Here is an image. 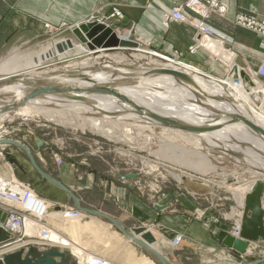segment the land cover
Instances as JSON below:
<instances>
[{"label":"rangeland","instance_id":"obj_1","mask_svg":"<svg viewBox=\"0 0 264 264\" xmlns=\"http://www.w3.org/2000/svg\"><path fill=\"white\" fill-rule=\"evenodd\" d=\"M99 2L100 3L97 4L94 9L95 15L92 18L93 21L111 25L118 34L137 41L141 48L147 51H154L168 58H176L195 65L219 78H227L230 73V71L226 70V65L221 62L217 56L212 55L213 53L207 50V47H205V49H200L198 52L199 54L196 53L192 55L188 52V47L191 46V44L187 46L184 53L172 49V46L167 44V42L165 43V41L158 46L153 40V32L149 26L144 25V27H142L140 23L135 21L126 25L123 22L125 14L121 6L113 3L104 4L103 1ZM106 7L108 9L107 13L102 14L103 16L96 15V13L101 14ZM115 11H118L120 13L119 16L123 19L115 15ZM83 19L84 17L72 24L61 22V25L58 27L45 23V31L40 34L37 33L36 36L42 35L32 42L15 44L14 46L6 47L1 50L0 77L15 71L25 72L38 68L42 70V67L46 66H48L47 69H61L81 59L93 57L94 55L77 57V54L86 53L89 49L85 45L75 42L69 32L71 26L78 25ZM169 23L170 22L167 21L166 25L165 13H163L160 21L161 28L166 30L165 28L168 27ZM36 32H38V30H36ZM69 38L74 40L75 47L67 49L62 53H56V46L66 42ZM228 47L229 46H224V49L228 51ZM231 48L232 50L229 51L235 54V62L242 68L246 66L256 67L259 60L256 63L241 62L240 59L242 58L239 57L241 54H239L235 47ZM133 53L135 52L132 49L115 48L107 50L104 52V56L99 59L95 60L91 58L92 63H94L92 66L100 71L110 66L111 64L109 63L111 62L128 63V67L131 68V73L138 75L143 68L142 66H146L150 60H155V57H150L148 55L137 58L133 56ZM115 56L127 57L128 60L125 62L124 59L117 61L114 58ZM43 70H45V68H43ZM250 77L253 78L254 75L252 74ZM261 80L262 79H260V81ZM263 83L264 80L261 81L260 85L263 86ZM262 89L263 87H261V90ZM254 102V106H257L259 103V101ZM47 106L56 108L54 104ZM65 107H69V105ZM104 114L105 113H77L70 111L67 113L66 118H70L72 122L62 124L58 123V121L56 122L48 119L44 113L33 114V116H21L15 114L13 110L9 112L8 115L3 116H6V118L0 120V135L4 133L5 137L2 138H13L15 140H23L24 142L31 141V134L36 135L46 144L45 148L43 147L40 149L43 151L41 155L42 158L46 157L52 160L55 166V168H52L54 173L57 172L60 167L68 163L70 168L68 175H70L71 172L74 174V179L81 184L78 186L76 185L80 190H83L81 188L88 189L90 187L89 184H86V180L89 174H93L95 180L92 182V186L98 189L99 194L104 188L107 197L113 201L115 209L120 212L122 211V215L129 216L128 218L134 219L136 223H143L150 218L151 212L146 202L160 206L165 205L163 208L167 207L168 209L163 219L165 221L167 220V222L164 223L160 219L154 222L153 225L157 227L156 229L158 232L160 231L159 233L161 235H169L168 241H166L168 245H170L171 240H173L175 236L179 235L181 239L179 245H170L172 257L168 259L173 264H202V258L207 257L203 253L205 248H202L198 245V242H195L196 244L192 243L188 250H180L184 234L179 228L181 225L172 222V217L186 215L191 224L200 225L202 230H211L212 227H215L213 224H225L226 228L224 231L225 234H227L234 225L236 217L233 210L237 206L232 189L230 190V188L236 187V185L243 182L248 181V184L249 181L253 179L260 180L263 178L251 176V174L248 173V166H245L243 161L236 160L233 155L226 154L217 149V147L204 144L188 132H168L163 129H155L151 123L145 121H134L133 118H125L122 119L121 122L132 123L133 126H125V128H130L132 130H130L131 133L128 132V134H123L124 140H121L117 138H108L96 130L89 128L88 125L82 126V124H80L81 117L91 116L102 118ZM125 128L122 126V129ZM141 133H143V135ZM148 134L151 136L149 140L145 139L146 137L144 136ZM165 137H168V139ZM0 148V156L3 158L2 162L7 164V168L4 170L5 172H3V175L8 177L11 173H15V175L17 173L20 178H23L24 175L27 179L29 166L26 160H20V157H18V155H23L19 152L18 155L16 154L17 156L11 155L13 154L12 152L8 155L5 150V145H1ZM165 149L166 151H164ZM182 151L185 152L182 153ZM189 159L193 160V162L196 160L202 161V159H204L208 164L215 166V169L200 172L191 166L181 163L182 161L189 163ZM96 160L103 163H101V167L95 166L99 165L98 162H94ZM0 171H2V169H0ZM170 172L181 175V177L187 175L188 178L199 179L202 183H205V186L210 188V192L204 195L195 192V190L193 191V189L189 190L190 188H188L187 184L182 180L174 178ZM128 174H135L136 177L128 178ZM18 176L16 175L19 179ZM203 177L207 181H204ZM22 181L27 183L24 180ZM262 182H264V180ZM29 187L31 188L30 185ZM33 191H31L29 198L34 196L32 201L34 202V208H40V206L46 204H39V202L36 204V197L49 201L51 204L55 203ZM101 195L102 194H100V196ZM182 200L185 204H182ZM262 202L264 203V194ZM36 216L38 215L36 214ZM88 216L98 219L102 221V223L110 224L111 228L108 231L115 232L117 235L120 234V231L112 226L109 220L101 216H94L93 214H89ZM89 219L90 218L85 217V219L81 220L80 218L76 223L83 225V223L89 221ZM58 225H60L59 222L54 224V227H60ZM65 226H67V224ZM149 228L152 229L151 227ZM38 230L39 229L31 230V232L37 233ZM82 231L83 232L78 234V239L81 242L87 243L86 237L84 236L85 231ZM163 231L166 232V234L163 233ZM211 231H213V229ZM86 232L88 233V231ZM186 233H188L187 230ZM71 234L76 235L74 232ZM23 235L27 238L28 233L26 230ZM13 236L21 237L16 234L12 235V237ZM92 244L97 245L94 242ZM129 244L135 248L137 247L136 244L133 245V243L130 242ZM258 244L262 248L256 247L255 252L259 253L261 251L260 249L264 251V238H261ZM119 246L123 248L121 245ZM116 250L117 249H112L113 252L109 253H117L118 250ZM142 250L140 249L141 253L156 263L155 259L150 256L147 251L143 248ZM173 251L176 252V254H174ZM117 254V256L121 258L120 261L117 260V263L132 264L131 260L134 259L133 257L130 256L129 258V255L127 256V254H123L122 252V255L120 253ZM210 256L212 257L211 254ZM218 256L220 255L215 256V258H218ZM165 257L167 258L166 255ZM124 260H126V262Z\"/></svg>","mask_w":264,"mask_h":264},{"label":"bare ground","instance_id":"obj_2","mask_svg":"<svg viewBox=\"0 0 264 264\" xmlns=\"http://www.w3.org/2000/svg\"><path fill=\"white\" fill-rule=\"evenodd\" d=\"M87 22H96L112 27L105 23L93 21V19L80 21L78 25ZM113 31L118 38L135 43L132 47L117 49H132L135 52L133 56L137 58L148 55L150 57H155V60H150L146 66H142L143 68L138 75L131 73V68L128 67V63L111 62L109 63L111 65L106 68L108 71L106 69L99 71L92 66L94 63H92L91 58L95 60L99 59L104 56V52L107 50L94 47V53L89 50L86 53L77 54V57L94 55L93 57L81 59L61 69H47L48 66H46L42 67V70H40V68L31 69L25 72L10 73L5 76L23 74L36 77V79L43 78L64 84H75V86L81 88H90L100 85L107 86L116 91L120 96H123L125 100H121L113 95L93 94L85 90H76L72 93L74 97L68 98L60 94H49L29 100L25 104L15 108V114L33 116V114L44 113L48 119L66 124L67 122H72L70 118H66L67 113L70 111L77 113H105L102 118L91 116L81 117L80 124H82V126L88 125L89 128L96 130L108 138H117L121 140H124L123 134H128V132L131 133L130 130H132L130 128H125V126H133L132 123L121 122L122 119L125 118H133L134 121H145L151 123L155 129H163L168 132L176 133L182 130L172 128L169 124L163 123L164 121L159 120L157 117L164 118L176 124L181 123L195 127H204L206 131L198 134H190L198 138L199 141H202L204 144L217 147L220 151L233 155L236 160L243 161L245 166H248V173L251 174V176L263 178L260 180L253 179L249 181L248 184V181L243 182L236 185V187L230 188V190L232 189L237 204L233 210L236 217L235 222L236 225L240 226L245 195L252 190L256 182H262L264 180V138L244 123L245 120H248L264 129V83L263 86L260 85L261 81L264 79L257 77L255 74H253L254 77L251 78L246 71H244V68L235 62V54L225 50L223 44L215 40H202V45L203 47H207V50L213 53L212 55L217 56L218 59L226 65V70L230 71L227 78L213 76L203 69L179 59H172L154 51H147L141 48L137 41L118 34L115 29H113ZM114 58L117 61L124 59L125 62L128 60L127 57L123 56H115ZM43 68H45V70H43ZM164 70L181 72L189 77L191 82L184 81ZM242 71L244 75L247 76V79L241 75ZM68 72L81 73L84 74L86 78H70L67 74ZM260 79L262 80L260 81ZM261 87H263L262 90ZM4 89L12 90L16 95L15 99L17 101L24 97L29 87L22 89L20 84H16L5 87ZM0 92H3V90ZM80 96L84 98L83 101L77 99ZM11 101L12 98L9 97L0 99V108L3 104H7ZM254 101H259L257 106H254ZM50 104H54L56 108L47 106ZM66 105H69V107H65ZM9 112L0 114V120L6 118V116H3L8 115ZM122 126H124L125 129H122ZM141 134L143 135V133ZM144 136L147 140L151 138L149 134ZM2 137H5L4 133L0 135V145L8 144L3 141L8 138ZM165 138L168 139V137ZM164 151H166V149ZM184 152L185 151H182V153ZM181 163L191 166L200 172L215 169V166L208 164L204 159L194 162L189 159V163L186 161H182ZM6 168V163L0 166V169H2V171H0V177H2L0 186L9 189L8 191L12 192L17 198L4 199V202L10 204L15 209H21L23 211L24 226L20 225L21 220L16 213L15 215L17 218H15V220L12 217L8 220V226L12 230L11 232L3 230V228H5V222L0 225V228L8 235V239L3 240V242L0 241V245H2V247L0 246V253L8 252L22 244L32 243L28 237L37 235L41 241L51 246H57L71 251L77 258L78 264H96L95 258L104 259L111 264H122L117 263V260L120 261L121 259L117 256V253L121 254V252L127 254V256L129 255V258L130 256L134 258L131 260L132 264H156L149 257L138 252L127 240L128 238L136 244L134 239H141L140 234L134 232V229L139 226H132L128 229L120 223V227H117L109 220L112 226L120 231V234L117 235L115 232L108 231L111 228L110 224L102 223V221L98 219L91 218L88 216L89 214L82 209L74 206L71 207L67 204L63 206H53L52 204L46 203L40 206V208H34V202H32L34 196L29 198V194L25 201L22 202L24 187L20 186V179L18 180L15 173L11 175V179L7 180L9 183L5 184L6 179L3 177V172H5L4 170H6ZM170 173L174 178L182 180L190 189L196 190L201 186H205V183H202L199 179L188 178L187 175L181 177V175L176 173ZM203 180L207 181L204 177ZM192 182L195 183V186L191 188L189 185H192ZM262 183L264 184V182ZM30 190L29 192L31 193L33 189ZM0 201L2 202L1 199ZM38 202L39 204L45 203L44 200L36 198V204ZM261 204L264 211V203L262 201ZM48 206L51 207L48 208ZM47 208L49 211L46 210ZM0 209L7 211V207H4L2 203H0ZM70 210H77L78 216L71 219V215L69 214ZM98 213L108 216L99 211ZM36 214L38 216H36ZM85 217L90 218L89 221H86L83 225L76 223L78 219L81 218V220H83ZM66 220L67 226H63L61 223ZM58 222L60 223V225H58L60 227H57V229L54 227V224ZM140 226L152 233L155 242L150 244V247L160 253V251L156 249V246H154L157 240L153 232L147 226ZM120 228L127 231L131 237L125 236ZM37 229H39L37 233L31 232V230ZM25 230L28 233L27 238L23 235ZM82 230L85 231L84 236L86 237L87 243L81 242L78 239V234L83 232ZM86 231H88V233ZM16 232L19 233V236H21L20 238L12 237L14 234L17 235ZM72 232L76 233V235L71 234ZM137 235H139V238ZM15 240L21 241L15 243L13 242ZM93 242L97 245L92 244ZM8 243H11L9 247H7ZM112 249H117V253L110 254L109 252L114 251H112ZM148 253L152 256L150 252ZM124 261L126 262V260Z\"/></svg>","mask_w":264,"mask_h":264},{"label":"crops","instance_id":"obj_3","mask_svg":"<svg viewBox=\"0 0 264 264\" xmlns=\"http://www.w3.org/2000/svg\"><path fill=\"white\" fill-rule=\"evenodd\" d=\"M99 1H103L104 4L113 3L121 6L125 14L123 20L124 24L127 25L128 23L135 21L140 23L142 27H144V25L149 26L153 32V40L158 46L165 41V43L167 42V44L172 46V49L184 53L187 46L193 42L194 31L191 27L184 23L170 22L168 27L165 28L166 30L160 26L162 14L167 12L171 5L181 0H0V52L6 47H11L15 44L29 43L37 37H40L42 34L39 36H36V34H40L45 31V23L58 27L61 25V22L72 24L83 17V20L92 19L95 15V6L100 3ZM219 1L227 7L226 17L223 18L217 15H211L207 23L212 26L219 35L225 36L232 42L233 46L238 50L239 54H241V56H239L242 58L240 59L241 62L256 63L264 55V50L260 45L261 37L246 28L235 25L232 22V18L237 13H242L249 16H256L258 19L264 20V0ZM107 10L108 9L106 7L101 14L96 13V15L103 16L102 14L107 13ZM36 30H38V32H36ZM31 136L32 139L29 142L17 139L15 140L13 138L10 139L20 144H24L26 148L31 150L32 157L38 167L44 173L55 178L67 187L76 196L80 206L102 212L118 220L120 223L122 222L121 224L128 229L132 226L143 224H145L144 226L148 225L152 229L148 226L147 227L156 237L157 241L154 245L156 246V249H158L162 255L165 254L167 258L170 259V257H172V249L170 245L166 243L169 235H161L159 233L160 231L158 232L156 229L157 227L153 225L154 222H157V220L160 219L164 223L167 222V220L165 221L163 219L165 216L164 214L167 213V207L157 209L155 208L156 204L146 202V205L150 208L151 219L149 218L143 223H136L134 219L128 218L129 216L127 215H122V211L120 212L115 209L113 201L107 197L104 188L100 193L102 194L100 196L98 189H96L95 186H92V182L95 180L93 174H89L86 180V184H89L90 187L88 189L81 188L83 190H80L77 186L81 184L74 179V174L71 172L70 175H68V172L70 171L68 163H66L63 167H60V169L54 173L52 168H55V166L52 163V160H49V158L46 157L42 158L41 152L43 151L37 148L35 142V138L37 136L33 134H31ZM5 147L8 155L11 152L13 153L11 155H18V152L23 155H18V157H20V160H26L29 166L27 179L24 175L23 178H20L17 173L16 175L19 179L26 181L34 192H37L40 196L55 202L59 206L67 204L69 206L71 205L72 207H76L72 198H70L64 190L60 189L58 186L38 174L28 160L23 148L12 144H6ZM2 160L3 158L0 156V163ZM94 162H98L99 165L94 164L97 167H101L103 164L97 160ZM2 163L4 164V162ZM2 163L1 165H3ZM44 202L51 204V202L46 200H44ZM55 203H52V205L56 206ZM182 204H185L183 200ZM50 207L51 206H48V208ZM172 218L173 223L181 225L179 228L184 234L180 250H188L192 243L198 242L199 246L205 248L203 253L207 256L202 258V264H228V262L232 261L233 257L226 254V249L221 243L223 238L226 236L224 231L226 228L225 224H213L215 226L212 227L213 231H211L212 229L202 230L200 225L194 223V225L191 224L186 215L174 216ZM186 230L188 233H186ZM163 233L166 234L164 231ZM137 237L139 238V235H137ZM127 240L128 242L133 243L128 238ZM135 249L138 252H140V249L142 250V248L138 247V245ZM174 254H176V252H174ZM217 255L220 256H218V258L216 257V259L215 256Z\"/></svg>","mask_w":264,"mask_h":264},{"label":"water","instance_id":"obj_4","mask_svg":"<svg viewBox=\"0 0 264 264\" xmlns=\"http://www.w3.org/2000/svg\"><path fill=\"white\" fill-rule=\"evenodd\" d=\"M70 34L74 38L75 42L85 45L91 52H95L94 47L104 48V50H111L115 48H127L135 45L134 42L126 41L120 39L116 36L112 27L105 26L104 24L96 22H87L79 24L78 26H71L69 29ZM72 38L67 39L66 42L56 46V53H62L67 49L74 48L75 43ZM167 73H170L174 76H177L184 81L191 82V79L185 74L175 71V70H164ZM24 72V71H23ZM30 73V72H29ZM28 74V73H27ZM62 74V73H61ZM70 78H81L85 79L86 76L81 73L68 72ZM241 75L247 79V76L244 75L243 71ZM20 84L22 89L29 87L28 91L24 97L16 101L15 93L12 90L4 89L5 87H10L12 85ZM0 99L5 97L12 98L11 102L3 104L0 108V114L4 112H9L15 108L25 104L29 100L35 99L37 97L47 96L49 94H60L64 97H74L72 93L76 90H85L93 94H102V95H113L117 96L121 100H125L123 96H120L116 91L110 89L107 86H93L90 88H81L75 86V84L70 83H61L53 80H47L43 78H37L29 75H15L8 77L0 78ZM8 90V91H7ZM78 100H84L83 97H78ZM157 117V116H156ZM159 120L164 121L163 123L169 124L172 128L182 130L184 132L198 134L203 131H206L204 127H195L191 125H185L181 123H173L172 121H167L164 118H159ZM248 127H250L255 132L259 133L264 138V129L259 127L256 123L245 120L244 122ZM5 143L12 144L23 148L24 153L26 154L31 165L35 168L40 176L49 180L54 185L58 186L60 189L64 190L70 198H72L75 206L79 209H82L84 212L93 215H99L107 218L114 224V226L120 227V223L116 219H112L108 216L98 213V211L90 210L88 208H82L76 198V196L63 184H61L55 178L44 173L36 164L34 158L32 157L31 150L26 148L24 144H20L10 138L3 140ZM36 146L38 149L45 147V142L42 141L39 137L35 138ZM128 178H135V174H128ZM185 179V178H184ZM192 185H189L191 188L195 186V183L192 182ZM191 190V189H189ZM194 191V190H193ZM195 192L199 194H207L210 192L208 186H201L199 189H196ZM264 192V184L261 181L256 182L253 189L247 193L244 197V207L243 215L240 225V237L234 238L231 235L227 234L223 240L222 245L234 252V254L239 252H244L248 241H258L261 238H264V211L262 209V196ZM165 206V205H164ZM164 206L155 205V208L161 209ZM5 218V213L0 212V224ZM138 228L134 229L136 234H140L141 239H134V242L139 245L141 248L150 252L158 264H173L168 258L161 255L159 252L155 251L150 247V244L155 242V238L152 233L144 227L138 225ZM122 233L131 237V235L125 231L123 228H120ZM8 239V235L0 228V241ZM260 260L252 261L249 264H258ZM0 264H78V260L71 251L65 248H60L57 246L51 247H38L36 245H28L24 248H20L16 251L3 254L0 257Z\"/></svg>","mask_w":264,"mask_h":264},{"label":"built area","instance_id":"obj_5","mask_svg":"<svg viewBox=\"0 0 264 264\" xmlns=\"http://www.w3.org/2000/svg\"><path fill=\"white\" fill-rule=\"evenodd\" d=\"M226 11H227V7L224 4H222L219 0H181L171 5L169 10L165 12V20H166V25H167V21L181 22V23L188 25L194 30L195 32L194 37H193L194 42L191 44V46L188 47L189 54L194 55L198 53L200 49H205V47H203L202 45V40H215L217 42H221L223 46H229L228 47L229 48L228 51H229V50H232L231 47L234 48L232 42L229 39H227L225 36L219 35L214 30V28L207 23L211 15H217L223 18L226 17ZM115 15H117L120 19H123L122 17L119 16L120 13L118 11H115ZM232 22L235 25L246 28L254 32L255 34H257L258 36H260L261 37L260 45H261V48L264 50V20L258 19L256 16H249L246 14L237 13L232 18ZM244 71H246V73L249 76L252 74H255L257 77L264 79V55L262 58L259 59L258 64L256 65L255 68H253L252 66L250 67L246 66L244 67ZM11 175H14V174L11 173L8 177L3 176L6 179L5 184L9 183L7 180L11 179ZM1 180H2V177H0V182ZM20 182H21L19 183L20 186L24 187V195L22 198V202H24L27 196L30 194L29 190L31 188L29 187L27 183L21 180ZM8 190L9 189L7 188L5 189L0 186V199L2 200V202L0 201V203H2L4 207H7V211L6 210L3 211L0 209V212L5 213V218L3 222H1V224L2 223L4 224L5 222L4 224L5 228H3V230L11 232L12 230L8 226V220L10 217H12L15 220V218H17L18 216L21 220L20 225L22 226H24V222H23V211L21 209H15L10 204H6V202H4L5 201L4 199H8V198L16 199L17 198L12 192ZM15 213L17 214V216L15 215ZM72 213H75V214H72ZM69 214L71 215V219H72L78 216V211L70 210ZM61 224L65 226L67 224V220L63 221ZM227 234L231 235L232 237L236 239L240 238V226L236 225L235 220H234L233 227H231L230 231H228ZM17 235H19V233H17ZM29 239H30V242L32 243L22 244V245H19L13 248L12 250L8 252L0 253V257L3 254L16 251L28 245H36L38 247H45V248L51 246L48 243L41 241V239L37 235L31 236L29 237ZM259 240L258 241H248L244 252H239L236 254H234V252H232L231 250L225 248L226 254L233 257L231 263L229 264H249L255 260H260V263L264 264V251L260 249L262 247H260V245L258 244ZM20 241L21 240H15L13 242L16 243ZM180 241H181L180 236L179 235L175 236L173 240H171L170 245L177 246L179 245ZM10 245L11 243H8L7 247H9ZM0 246L2 247V245ZM256 247L257 248L260 247L259 249L261 251L259 253L255 252ZM94 260L96 264H111L101 258H95Z\"/></svg>","mask_w":264,"mask_h":264}]
</instances>
